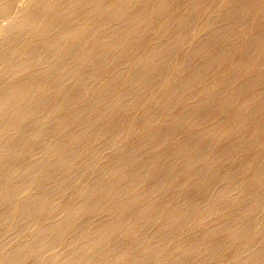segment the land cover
<instances>
[{
    "label": "bare ground",
    "instance_id": "1",
    "mask_svg": "<svg viewBox=\"0 0 264 264\" xmlns=\"http://www.w3.org/2000/svg\"><path fill=\"white\" fill-rule=\"evenodd\" d=\"M16 1L0 264H264V0Z\"/></svg>",
    "mask_w": 264,
    "mask_h": 264
},
{
    "label": "rangeland",
    "instance_id": "2",
    "mask_svg": "<svg viewBox=\"0 0 264 264\" xmlns=\"http://www.w3.org/2000/svg\"><path fill=\"white\" fill-rule=\"evenodd\" d=\"M19 1H20V2H19ZM18 2H19V3H18ZM21 2H22V3L25 2V4L23 5ZM24 2H23V0H17V1H16V8L19 9V7H20V8L25 7L28 1H27V0H24ZM17 3H18V4H17ZM18 5H19V6H18ZM17 12H18V11H17ZM17 12H15V13H17ZM3 20H4L5 22H4ZM0 21H3L2 25H3V24L6 25V23H7L5 19H2V20H0Z\"/></svg>",
    "mask_w": 264,
    "mask_h": 264
}]
</instances>
